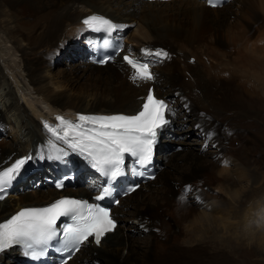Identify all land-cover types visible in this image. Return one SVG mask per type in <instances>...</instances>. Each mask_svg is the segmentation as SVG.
<instances>
[{"label": "bare ground", "instance_id": "bare-ground-1", "mask_svg": "<svg viewBox=\"0 0 264 264\" xmlns=\"http://www.w3.org/2000/svg\"><path fill=\"white\" fill-rule=\"evenodd\" d=\"M10 1L15 3L10 4ZM260 1L264 3V0ZM16 2L22 1L6 0L4 2L0 0V130H8L12 136V140H8L9 136H3L4 139L1 138L0 169L10 165L20 157L32 156L33 161H31L36 163L37 154L42 152L44 157L42 165L34 173L37 172L36 178L40 179V182H38L40 183L38 184L39 187H42V183L47 186L46 179L54 176L53 169H57V167L55 160L49 158L53 153L48 156V151L45 152V150L50 149L51 144L56 142L43 129V122L50 121L52 123L59 115L74 116L76 113H122L130 115L139 109L148 87L152 88L153 95L157 99L165 101L172 110L171 114H166L169 123L160 131L157 143L160 139L162 140L169 135L172 131V129L168 131L169 128L180 127L188 122H192L193 130L188 132L187 135L185 134V138L193 136L200 140L199 143H195L199 148L194 149L197 153L193 158L186 155L181 156L177 153L171 156L166 154L162 156L161 153L164 150L157 154L159 150L156 143L154 157L152 158L155 177L152 181H148L152 183L147 182L148 186L147 183L141 184L130 195L118 199L117 205L110 210L111 216L117 224L116 229L106 234L99 246L94 245L92 240L89 239L88 242L81 245L79 251L66 264L70 262L72 264H86L87 261L97 260H103L105 264H188L189 260L186 262L182 258L185 256V248H191L190 251H194L193 258L197 261L196 264H202V261L199 260L203 255L210 254L209 250L213 246L217 245L220 249L230 251L232 248L242 247L245 236H247L246 230L250 226L246 222L253 223L254 221L250 218L251 216L248 215L246 209H250V206L253 211L254 204L255 209L258 208L261 212L257 216L259 224L255 223L256 227L253 226L255 224L251 225L253 229L260 228L261 216H264V200L262 201V198L261 201L253 199L256 200L255 203H247L253 189L250 186L258 180L256 177L258 173L256 171L251 173L247 170V162H250V160L246 156L256 154V147L246 149L244 162L241 163L239 157L229 154V152H223L218 166L212 165V160L215 159L217 154L215 143H212L214 152H204L203 150L204 146L208 145V138L217 139L218 129H220V132L224 129L225 131L229 130L232 133L238 132L241 134L239 127L243 121L240 120L236 112L232 111L238 106L252 107L255 112L254 126L256 128L257 121H263L264 118V93L254 92L253 102L244 104L243 88L248 86L249 83L246 80V74L241 70L242 67L236 63H233L235 66L231 65L232 68L228 67L229 64L222 65L220 70L213 67L206 68L200 62H197V65L186 63L183 64L185 66L183 72L179 74L176 67L166 59L160 60L157 57L154 61L151 58L145 61L135 57H140L143 52L155 53L156 50L169 53L183 50L189 58L196 57L192 49L187 50L191 42L189 29L173 27L172 25L171 27L153 25L152 21L154 18L176 9L183 11V17L185 16L195 28L208 20H213L212 17H209L211 11H221L226 8V4L231 2L225 3L219 9L211 10L205 6V0H181L166 3H149L142 0H35V2L32 0L28 1V4H36L35 8L31 13H28V11L33 7L30 10L27 8V12H21V15L11 11L14 8L18 9L16 5L19 4ZM241 6L245 7V3L242 2L240 8ZM82 15L84 18H82ZM93 15L102 16L120 25L132 23V20L138 19V17L143 21L144 28L151 33V37L146 35L138 40L132 35L128 38L125 37L121 41V54H128L137 60L150 64L155 77L154 80H137L133 82L130 79L133 71L121 62V54L112 60L109 65L105 64L103 67H98L93 63V43L97 37L91 29L83 24L84 19ZM16 16L22 18L32 17V21H23L22 18ZM229 16L230 14L217 16L214 21L225 26L226 23L224 24V22L229 19ZM124 28H118L112 32H103L100 34L99 39H104L106 34L109 33H112L114 38H120L124 33ZM74 32L78 35L79 32L83 36L86 35L84 36V46L75 50L72 56L84 58L80 59L77 64L67 66L69 73L75 76L78 72V74H82L79 77L86 82L93 81L95 83V87L88 88L82 94H73L70 89L68 90L65 85H62L64 80L62 75L66 74L65 71L58 73L60 81L52 82L50 81L53 79L51 74L41 69L42 60L44 61L48 54L57 47L59 41L64 39L62 37L68 34L74 36ZM147 38L150 39L147 40ZM184 41L186 45L181 46V42ZM131 45H134L132 48L136 52H130L128 46ZM251 46L252 44H248L245 48ZM45 53L47 54L45 55ZM86 54H88V58H86ZM182 57L187 58L183 55ZM252 65L256 68L259 67L260 63L254 60ZM48 69L51 70L50 67ZM77 79L79 80V78ZM167 97H171V100L167 101L165 99ZM172 99L175 100L176 109H174ZM192 103L199 105L201 108L206 107L222 112L225 119L210 121L208 128L206 127L203 130L197 125L196 118L190 109ZM231 116H234L240 122H238L237 127L235 124H231ZM41 118L42 122L40 121ZM257 132L258 137L260 136L263 140L264 137L261 136L263 132L260 127ZM237 137L240 136L237 135ZM223 139L227 140L226 135L223 136ZM165 141L168 140L163 139L162 144ZM217 142L219 143L218 139ZM23 151L25 152L20 155ZM65 153L71 154V152ZM206 153H210V155L207 156ZM81 157L83 160L86 159L83 156ZM61 158L63 159L59 160L60 164L67 160L64 157ZM79 158V156L72 154L70 159L74 165L72 172L75 169L79 172L73 186H66L65 189L62 188L60 191L50 188L51 190L46 193L43 189H40V193L34 194L31 198L26 192L20 193L22 188H17L18 193H16V187L25 183L28 180L27 177L30 176H23L20 173L13 181L10 193L0 201V222L10 218L19 208L46 206L60 197L87 199L88 202H92L90 197L98 193L99 178L91 172L90 165H85ZM31 161L24 168L29 166ZM40 161L39 159L38 162ZM252 165L255 164L252 163ZM154 166L159 170L158 173ZM200 169L205 172L202 175H207V177L201 175ZM254 169H256L255 166ZM88 173H90V179L84 183L82 178L85 176L84 174ZM260 179L262 180V173ZM174 180L178 183L176 188L171 184ZM77 182L81 183V186ZM143 187L145 193L141 197L138 196L139 193L136 196V193L141 191ZM213 187H215V191L212 189ZM71 188L77 189L70 192ZM84 188L91 190L90 194L82 197L77 196L78 192L87 193ZM259 188L258 185L256 190L252 192L256 198L259 193H264V191L258 190ZM186 189L192 190L191 199L193 201H189L185 205L190 207V210L195 208L197 214L195 218L189 220L183 219V212L179 211L177 205L171 212L166 211L168 206L180 196L181 191ZM207 190L220 193V197L224 199L212 200L214 196H211L212 199L210 195L208 197L206 195ZM201 196H204L203 200L196 202L195 199ZM262 197H264V194ZM120 203H123V208H121ZM190 210H188V214L191 212ZM174 217L176 221H174ZM254 217L256 218V216ZM133 220L138 221L141 231L152 230L153 237L150 238L149 242L145 241L142 245H134L130 242V236L127 233L139 234L140 230L139 227L133 225ZM262 225L264 223L261 222ZM248 229H251V227ZM260 229L262 230V228ZM218 232L221 236L216 241V233ZM261 233L259 242L262 241V244H264V228ZM84 247L85 252H82ZM11 248H17V250L6 253L10 249L8 248L0 253V264H14V262H17L16 260H22L23 262L20 247L14 245ZM15 254L17 255L15 256ZM196 254H198L199 260H197ZM205 259L203 258V260ZM208 263H210L209 260ZM23 264L25 263L23 262Z\"/></svg>", "mask_w": 264, "mask_h": 264}, {"label": "rangeland", "instance_id": "rangeland-1", "mask_svg": "<svg viewBox=\"0 0 264 264\" xmlns=\"http://www.w3.org/2000/svg\"><path fill=\"white\" fill-rule=\"evenodd\" d=\"M1 1L5 2L6 0H1ZM21 1L22 2H16L17 4H19V5H16L18 9L14 8L11 10L12 12H14L17 15H21V12H27V8H28V10H30L33 7L30 11H28V13H31V11L36 6V4H31V5L28 4V1H32V0H21ZM142 1H145V0H142ZM34 2H35V0H34ZM229 2H231V3H229ZM242 2L245 3V7L241 6V8H240V5ZM12 3H15V2L10 1V4H12ZM225 3H229V4L225 5V7H226L225 9H223L221 11L219 10L217 12L211 11L209 17L210 18L212 17L213 20H208L206 23L199 25V26H196L195 28L193 25H191L188 22V20L186 19L185 16L183 17V15H182L183 11H178L176 9L173 11H168L165 15H162V16H164V18H162V16H159L158 18H154V20L152 21V24L153 25H165V27H171V25H172L173 27L177 26V27H184V28L189 29V31L191 33V42H190V44H189L190 46L187 48V50L192 49L194 51V53L196 54V57L189 58V56L186 52H184L183 50H180V52H179V50H178V51H175V53L167 52L168 57L164 58L167 61L171 62L176 67V70L178 71L179 74H181L183 72V70L185 68V66L183 64H186V63L197 65L196 63L200 62L206 68L213 67V68H217L218 70L221 69L222 65H228V64H229L228 67L232 68L233 66H235V65H233V63H236L239 66H241L242 67L241 70L243 73L246 74V77H247L246 80L249 83L248 86L243 88V97L245 99L244 104L246 102L251 104L253 102L254 92L255 93H261V92L264 93V3H261L260 0H233V1H227ZM252 3H253V5H252ZM23 5H25V6H23ZM221 6L216 7V8H210V9L216 10V9L221 8ZM207 8H209V7H207ZM172 12H174L175 14ZM225 14H230V16L228 17L229 19H227L228 21L226 20L224 22V24L226 23L225 26L219 22L217 24V21H214L217 19V16H223ZM16 17L22 18L20 16H16ZM31 18L32 17H24V18H22V20L31 22L32 21ZM82 18H84V16ZM172 18H174V19H172ZM177 19H179V20H177ZM134 20H132V23L121 24V25L117 24L115 21H113L116 25H120V26L125 27L124 33L120 37V39L122 41L124 40L125 37L128 38V36H131V35L135 36L136 40L142 39L146 35H148V37H151V33L148 32L144 28L145 25H144L143 21L139 17H138V19L135 18ZM158 22H159V24H157ZM219 28H220V30H219ZM74 34H75L74 36H72V35L70 36V34H68V35L62 37L64 39H61L59 41L57 47L55 49H53L48 54V56L44 59V61L42 60L43 63H42L41 69L43 71H48L49 74H51L53 79H51L50 81H52V82L58 81L60 79L58 76V73H60L61 71H65L66 74L62 75V79H64L62 85H65L66 89H68V90L70 89V91H72L73 94H80V93L82 94L88 88L95 87L94 86L95 83L93 81L86 82L84 79L79 77V75H82V74H80V73L78 74V72L76 73V75L74 74L75 76H73L69 73V68L67 66L77 64L80 59L84 58V57H82V58L76 57L75 58L72 55L75 53L74 52L75 50L84 46V36L86 34L84 36L81 32H79V35L76 34V32H74ZM149 39L150 38H147V40H149ZM185 43H186L185 41L181 42V44H182L181 46H185L186 45ZM248 44H252V46L245 48ZM60 46H61V48H59ZM132 47H134V45L128 46V48L130 49V52L135 51V49ZM126 49H127V47H126ZM137 53H138V51H137ZM46 54L47 53H45V55ZM86 55H87L86 58H88L89 57L88 54H86ZM140 55H141L140 57H138V56H135V57L139 58L141 60H145V61L148 60V58H151L152 61L157 59V56L154 55V52H143ZM182 55L186 56L187 58L182 57ZM43 57H44V55L42 56V59H43ZM183 59H184V61H183ZM254 60H256L260 63L259 67H256V68L253 67L252 61H254ZM88 62H89V60H88ZM107 65H109V63ZM231 65H233V66H231ZM49 67L51 68L52 71L48 69ZM211 72H213V71H211ZM77 78H79V80ZM68 82H70V83H68ZM165 99L167 101H170L171 97H167ZM172 100H173L174 109H176L177 105L174 104L175 100L174 99H172ZM190 109L193 112V116L196 118L197 125L199 127H201L203 130H205L206 127L208 128L210 121L224 120L225 119V115L222 112L212 110V109H209L206 107L201 108L197 104L192 103L190 105ZM232 111L234 113L236 112L238 114L240 120L243 121L242 125L239 127V131L243 135L239 134L238 132H236L237 133L236 134V133H232L229 130L225 131L224 129L220 132V129H218L217 132H219V135L217 136V139H218L219 143L217 142V139L208 138L209 139L208 145H206V147L204 146L203 151L204 152H214V149L212 148V143H215V146H216L215 152L217 154L215 155V159L212 160V165L218 166V163L220 161V158L222 157L223 152H227V153L229 152V154H232L234 156L239 157V161L241 163V162H244V157H245V154L247 153L246 149L249 147H251V148L256 147V150H257L256 154H254V155L249 154L248 156H246V158H248L250 160V162H247V167H246L247 170H249L251 173H255V171L258 173V176H256L258 180H256L255 183L253 182L254 184L252 186H250V188H253V189L251 191L250 198L247 199V203H249V204L255 203L256 200L254 201L253 199H259L258 201H261V198H262V201H263L264 197H262V195L264 193H259V196L256 198V196L254 197V193H252V192L254 190H256L258 185L260 186V188L258 190H261L262 192L264 191V138L262 140L260 136L258 137V132H257V129L260 127V130H262V132L264 133V118H263V121H257V127L255 128V126H254L255 112L251 106H249V108L243 107V106H238L235 109H233ZM186 113H188V112H186ZM255 118H256V116H255ZM230 121H231V124H235L237 127V124L239 121H237L234 116H231ZM170 129H172V131L169 133V135L166 138H163L165 140L167 139L168 141H165V143L162 144L163 139L162 140L160 139V141L157 143L156 147L158 148L159 151L161 150L160 152L158 151L157 154H160L164 150L161 153L162 156L165 154L167 156L168 155L171 156L172 154L177 153V154H180L181 156L186 155L187 157L189 156V157L193 158L195 156V154L197 153V151H194V149L199 148V147H197V145H195V143H199L200 140L194 138L193 136H189V137L185 138V134L187 135L188 132H191L193 130L192 122H188L186 125H183L180 127L169 128L168 131ZM186 130H189V131H186ZM263 133L261 134V136L264 137ZM224 135H226L227 140L223 139ZM237 135H239L240 137L238 138ZM3 136H9L8 140H10V139L12 140V136L10 135L8 130H4V131L0 130V144L2 142V139H4ZM24 152L25 151H23L20 155H22ZM206 155L209 156L210 153H206ZM39 156H43V153L39 152L35 158L36 163H33L32 162L33 159H32L29 166L24 168L21 172V174L23 176L30 175L27 177L28 180L25 183L19 184L16 187V191H17V188H22V190L20 189V193L26 192L28 194V196H30V198L34 194L40 193V191H39L40 189H43L44 192H46V193H48L51 190L49 185L46 186L42 182H41L42 187H39L40 185H38V184H40V183H38V182H40L39 181L40 179L38 177L36 178L37 172L34 173V171L39 166L42 165V159L37 158ZM39 159L41 160L40 162H38ZM79 159H78V163H79ZM169 160L171 161V158ZM252 163L255 164L254 166L256 169H254V166L252 165ZM154 168L156 169V171L158 173L159 170L155 166H154ZM171 170H172L173 174L175 175V172L173 171L172 167H171ZM200 173H201V175L205 174V172L202 169H200ZM261 173H262V180L260 179ZM84 175L85 176L82 178V180L84 181V183H86L90 179V173L84 174ZM203 177H207V175H205ZM254 178H255V175H254ZM174 181H172L171 184L176 188L178 186V183L176 181L175 182ZM257 181H258V184H257ZM34 183H35V186L33 187ZM77 183L81 186V183H79V182H77ZM148 183L150 184L152 182H148ZM148 183L146 184L147 186H148ZM159 186H157V187L159 188ZM214 188L215 187H213L212 189L215 191L216 189H214ZM76 189L71 188L70 192H73ZM84 189L87 191V193L78 192L77 196L82 197V196L90 194L91 190H89V189L87 190L86 188H84ZM191 192H192L191 189H188L187 191L182 190L180 193V196L174 201V203H172L168 206L166 211L171 212L172 209H174L177 205V206H179V207H177V208H179V211L183 212L182 217L184 220H189L190 218H195L197 216L195 208H192L190 210V207H187L185 205L187 202L193 201L191 199ZM16 193H18V191ZM138 193H139L138 196L141 197L145 193L144 187L141 191H138L136 193V196ZM206 195H208V197L210 195L211 199L213 196L216 197V198L213 197V199H212L215 201L221 200L223 198V197H220L221 196L220 193H213V192L208 191V190L206 191ZM248 195H249V193H248ZM203 198H204V196H201L200 198L198 197L197 199H195V201L196 202L198 200L202 201ZM251 198H252V200H251ZM248 200H250V201H248ZM263 203H264V201H263ZM121 205H122L121 208H123V203H120V206ZM181 205H182V207H180ZM118 207H119V205H118ZM149 207H150V205H149ZM111 208L113 209V207H111ZM249 208L250 209H246V210L249 213L248 215L251 216L250 218L253 219L254 221H253V223L250 221L249 222L247 221L248 223L246 222V224H248V226L250 225L249 227H251V229H248L249 227L247 226L248 227L246 230L247 236H245L244 245L240 248H232L231 251L228 249L227 250L220 249V247L216 245V246H213L211 248V250H209L210 254H206V256L203 255L200 260L198 258V254H196L195 256H196L197 260L202 261V264H207L208 260L210 262L208 264H264V248H263L264 244H262V241L259 242V240L261 239L260 233L262 232V230L264 228L263 227L264 225L261 226V222L264 223V219H263L264 216H261L262 219L260 222V228H262V230L260 228H254V229H257L258 231L254 230L253 226L256 227V224H259L257 216H258L260 210L258 208L255 209L254 204H253V211L254 212L251 210L252 208L250 206H249ZM254 209L257 211H255ZM150 210H152V208H150ZM188 210L191 211V212H189V214L187 213ZM254 216H256V218ZM174 218H172V219H174ZM256 220H257V222H256ZM174 221H176V218L174 219ZM128 223L130 224V222H128ZM253 224H255V225H253ZM133 225L139 227L140 230H139V234L127 233V235L130 236V242L134 245H138V244L142 245L143 243H145V241L149 242L150 238L153 237L152 230L149 229V230L141 231V227L139 226L138 221H135V220H133ZM251 225H253V226H251ZM141 232H142V234H141ZM220 236H221V234L219 232L216 233V241L219 240ZM234 236H235V234H234ZM190 249L191 248H185V250H186L185 256L182 258L185 259L186 262L189 260L188 264H192V263L196 264L197 261H195L193 258L194 251L191 252ZM192 249H195V248H192ZM13 250H17V248H10L6 251V253H9ZM82 252H85V247H84ZM16 255L17 254H15V256ZM203 258H206V259L203 260ZM16 261L18 263L14 262V264H23L22 260H16ZM102 261L103 260L87 261L86 264H105V262L104 261L102 262ZM69 264H72V263L70 262ZM170 264H181V263H170Z\"/></svg>", "mask_w": 264, "mask_h": 264}, {"label": "snow or ice", "instance_id": "snow-or-ice-1", "mask_svg": "<svg viewBox=\"0 0 264 264\" xmlns=\"http://www.w3.org/2000/svg\"><path fill=\"white\" fill-rule=\"evenodd\" d=\"M209 2L211 6H216L211 0ZM83 24L92 30L108 32L124 27L97 15L84 19ZM154 55L160 60L168 57V53L163 50H157ZM123 59L133 70L130 77L133 82L154 80L150 64L139 62L129 55H125ZM171 112L169 105L157 99L149 89L142 110L136 115H78V122L58 116L57 126L45 123L44 127L73 152L88 159L91 167L107 177L111 184L124 175L126 156L132 157L140 168H146L152 163L158 135L169 123L166 114ZM63 155L66 156L67 153ZM32 159V156L18 159L10 167L0 170V192L11 186ZM56 187L61 188L62 182L57 183ZM110 195V187H104L95 199L100 201ZM2 199L4 196L0 195V200ZM61 217L71 220L61 230L62 235L58 233L57 224ZM116 227V221L108 209L83 200L62 198L47 207L21 209L10 219L0 223V253L14 245H20L30 250L25 251V255L37 260L44 255L51 241L59 239L63 251L74 254V251H79L80 246L89 241V237H93L99 246L106 234L113 232Z\"/></svg>", "mask_w": 264, "mask_h": 264}]
</instances>
